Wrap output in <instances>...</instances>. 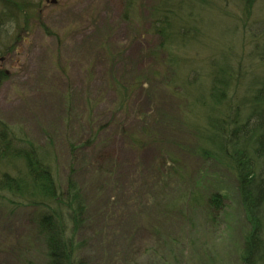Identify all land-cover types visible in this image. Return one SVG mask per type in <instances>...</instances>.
<instances>
[{"label":"rangeland","instance_id":"rangeland-1","mask_svg":"<svg viewBox=\"0 0 264 264\" xmlns=\"http://www.w3.org/2000/svg\"><path fill=\"white\" fill-rule=\"evenodd\" d=\"M42 1L29 12L26 31L16 36V25L7 27L16 31L11 53L0 52L6 77L0 121L33 141L56 144L60 182L69 171L68 143L92 138L77 168L89 220L78 240L89 264H145L144 250L155 240L176 241L162 248L174 253L172 264H241L247 225L235 175L204 154L211 148L194 125L202 113L195 98L173 89L181 74L165 62L172 58L200 80L211 64H227L235 81L229 101L252 96L251 79L264 74L257 62L264 52V0H206L210 9L201 13L208 36L176 51L162 49L149 34V12L159 0H136L132 23L123 19L125 0ZM202 82L195 85L198 94H205ZM117 88L130 89L119 111ZM98 166L107 174L97 178ZM215 193L219 210L209 206ZM30 212L19 201L0 207V264H21L7 252L16 240L20 250L23 240H40ZM27 254L29 264L45 263L39 242Z\"/></svg>","mask_w":264,"mask_h":264},{"label":"trees","instance_id":"trees-1","mask_svg":"<svg viewBox=\"0 0 264 264\" xmlns=\"http://www.w3.org/2000/svg\"><path fill=\"white\" fill-rule=\"evenodd\" d=\"M42 3V0H0L2 55H8L13 49L9 40L16 28L14 26L9 30L7 27L15 24L18 29L16 36L21 30L26 31L29 12H36ZM135 4L136 0H125L123 19L126 22H133ZM208 8L206 0H159L149 12V34L159 39L164 50L173 46L175 51L182 49L187 41H197L201 34L208 36L210 31L201 13ZM6 46L8 49L4 51ZM258 58L257 62L264 64V52ZM165 64L174 66V72L178 68L181 74L176 77L177 80L174 79L173 89L179 95L195 98V106L202 113V123L194 122V125H200L198 131L202 141L212 149L203 151L204 154L219 158L235 175L247 225L238 249V259L241 264H264V74L251 79L249 87L251 91L254 88L252 96L234 97L236 103L233 104L227 97V89H231L235 82L229 65L211 64L205 78L200 80L186 72L184 67H178V62L175 63L172 58ZM5 79L0 72V83ZM200 82L204 84L205 94L202 89H198L200 94L196 91L195 85ZM115 92L120 97L114 104V110H123L130 89L117 88ZM91 141L92 138H88L87 143H68L71 157L69 171L60 182V151L56 144L52 140L44 144L33 141L20 129L0 121V207L10 201H19L21 206L30 208L32 212L28 220L33 225L35 237L40 239L23 240L21 244L25 250H20V240H16L17 246L8 247L7 252L15 255L21 264L33 262L27 253L32 251L35 242H39L44 249V264H89L82 253L83 244L78 240L89 220L82 187L77 180V168L78 156L82 150L87 151ZM133 141L140 145L143 138L133 137ZM106 174L102 166L95 168L97 178ZM209 202L211 209L219 210L222 204L220 194H212ZM165 242L176 241L155 240L154 248L144 250V254L149 253L145 264H172L170 257L174 253L171 254V249H162Z\"/></svg>","mask_w":264,"mask_h":264},{"label":"water","instance_id":"water-1","mask_svg":"<svg viewBox=\"0 0 264 264\" xmlns=\"http://www.w3.org/2000/svg\"><path fill=\"white\" fill-rule=\"evenodd\" d=\"M57 2V0H51L50 3L51 4H55Z\"/></svg>","mask_w":264,"mask_h":264}]
</instances>
